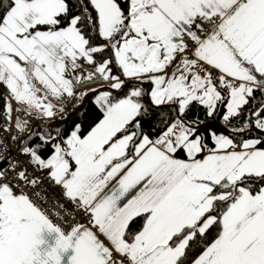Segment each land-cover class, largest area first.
<instances>
[{
  "label": "snow or ice",
  "instance_id": "6c2138e0",
  "mask_svg": "<svg viewBox=\"0 0 264 264\" xmlns=\"http://www.w3.org/2000/svg\"><path fill=\"white\" fill-rule=\"evenodd\" d=\"M0 86V264H264V0H5Z\"/></svg>",
  "mask_w": 264,
  "mask_h": 264
},
{
  "label": "trees",
  "instance_id": "16d2710c",
  "mask_svg": "<svg viewBox=\"0 0 264 264\" xmlns=\"http://www.w3.org/2000/svg\"><path fill=\"white\" fill-rule=\"evenodd\" d=\"M4 2H5V0H0V3H4ZM96 42L99 43L101 41H96ZM144 87L147 90L148 88H150V85H145ZM2 89H3V87L0 86V112H2L3 106L5 104V101L3 99L4 95L2 93ZM145 103L146 104L150 103L148 101L147 97H145ZM81 104H82V101H80L78 104H76L74 110L69 114V117H68L66 124L58 127L59 130L61 132H63L64 134L70 133L74 129L76 124H80L81 125V134L86 135L87 132L90 131L91 128L93 126H95V124L102 118V114L98 111L93 100H88L85 103V105L82 107V109L78 111L77 106L78 105L81 106ZM222 112H223V108H221V113ZM195 114H196V109H193L192 112H189L187 114V118L189 120L194 119ZM172 115H175V114L173 113ZM199 116L201 119L204 118V112L202 109L199 111ZM153 117H155V113H153ZM2 122H3V118H2V115H0V124H2ZM210 123L212 124L213 127H216L218 130L223 131V128L220 126V121H219L218 117L216 118V120L210 121ZM144 128H145V130H148V128H149V122L147 120L144 122ZM48 130H49V128H46V127L41 128V131L47 132ZM51 130L55 131L56 128L51 129ZM43 155L47 156L48 152L45 151L43 153Z\"/></svg>",
  "mask_w": 264,
  "mask_h": 264
},
{
  "label": "built area",
  "instance_id": "2783aa9c",
  "mask_svg": "<svg viewBox=\"0 0 264 264\" xmlns=\"http://www.w3.org/2000/svg\"><path fill=\"white\" fill-rule=\"evenodd\" d=\"M2 93L5 96L7 93L5 90L2 89ZM75 101L76 99H68L66 103H60L61 105L64 106V113L61 114L58 118V120L64 119L66 116H68L75 108ZM12 107L15 109L17 105L13 102ZM15 117V112H13V118ZM56 121V120H54ZM3 123V122H2ZM48 125V123L41 122L37 119L31 120V123L29 125V128H31L34 125ZM8 135L7 133H0V136H6ZM8 147L11 149L13 153L16 151V145L9 143ZM42 188H47V199H48V204H44L41 202V206L45 209L49 207L50 204L54 202V199H58L60 196L59 189L58 188H52L50 185H48V182L45 181L43 185H41ZM39 202V201H38ZM49 215L52 217L54 223L60 225L62 228H64L65 231L68 230V225L64 224L60 219L56 217V215L53 212H50Z\"/></svg>",
  "mask_w": 264,
  "mask_h": 264
},
{
  "label": "crops",
  "instance_id": "0c3cea01",
  "mask_svg": "<svg viewBox=\"0 0 264 264\" xmlns=\"http://www.w3.org/2000/svg\"><path fill=\"white\" fill-rule=\"evenodd\" d=\"M33 84H34V86H36L37 88H41V90H42V86L39 85L38 82L33 81ZM105 87H106V86H105ZM3 90L6 91V89H4V88H3ZM6 93H7V92H6ZM80 101H81V100L76 99V101H75V105L78 104ZM52 102H53V104L56 105L57 108H63V109H64V106L61 105L60 103H57L55 100H53ZM60 115H61V113H58V114H57L52 120H50V121H49V120H46V121H41V120H39V121L44 122V123H50V122H52V121H54V120H58V119H59L58 117H59ZM45 239H47L49 242H52V237H50V236L45 235ZM65 255H71V251L69 250V252L66 253Z\"/></svg>",
  "mask_w": 264,
  "mask_h": 264
},
{
  "label": "water",
  "instance_id": "95a60500",
  "mask_svg": "<svg viewBox=\"0 0 264 264\" xmlns=\"http://www.w3.org/2000/svg\"><path fill=\"white\" fill-rule=\"evenodd\" d=\"M88 100L82 102L81 106L77 108V110H81L82 107L85 105V103L87 102ZM68 116H66L64 119L62 120H56V121H52L50 123H48L49 126H52L51 129H54V128H57V127H60V126H63L64 124H66L67 120H68ZM39 125V124H37Z\"/></svg>",
  "mask_w": 264,
  "mask_h": 264
}]
</instances>
